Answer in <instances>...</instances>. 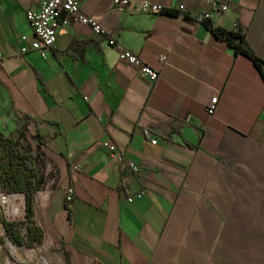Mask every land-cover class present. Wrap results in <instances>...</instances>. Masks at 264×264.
I'll list each match as a JSON object with an SVG mask.
<instances>
[{
  "label": "crops",
  "instance_id": "1",
  "mask_svg": "<svg viewBox=\"0 0 264 264\" xmlns=\"http://www.w3.org/2000/svg\"><path fill=\"white\" fill-rule=\"evenodd\" d=\"M141 1L81 0L106 33L70 20L42 58L24 17L38 0H0V129L38 136L42 232L32 245L3 239L0 264H221L200 257L207 250L227 251L224 264H264V79L195 18L208 11L211 25L243 32L264 61V0H217L221 12L207 0H147L156 13ZM108 38L158 69L155 83ZM105 140L138 166L133 181ZM212 233L215 247L202 249Z\"/></svg>",
  "mask_w": 264,
  "mask_h": 264
},
{
  "label": "trees",
  "instance_id": "2",
  "mask_svg": "<svg viewBox=\"0 0 264 264\" xmlns=\"http://www.w3.org/2000/svg\"><path fill=\"white\" fill-rule=\"evenodd\" d=\"M163 11L176 13L174 9ZM204 21L209 30L224 39L235 53L250 59L264 79L260 71L264 61L246 46L243 32L225 30ZM28 122L25 120V125ZM26 130V127L21 128L17 136H12L0 129V242L7 239L13 244L32 245L38 243L42 235L33 210L34 195L41 188V179L35 169L40 141L33 134L35 146L32 147L25 138Z\"/></svg>",
  "mask_w": 264,
  "mask_h": 264
},
{
  "label": "built area",
  "instance_id": "3",
  "mask_svg": "<svg viewBox=\"0 0 264 264\" xmlns=\"http://www.w3.org/2000/svg\"><path fill=\"white\" fill-rule=\"evenodd\" d=\"M80 1L81 0H38L35 7L25 9L24 17L34 36L30 47L36 50L42 58H44L47 51L53 48L57 30L60 27L66 26L70 20L88 26L94 33L102 35L106 33L105 29L102 28L92 16L85 14L81 10ZM110 1L112 6L117 9H125L128 4V0ZM207 1L210 8L216 12L224 11L227 8L224 2H218L217 0ZM139 11L156 13L160 11V7L147 0H142L140 2ZM195 18L199 21L208 20L209 12H197ZM107 43L116 49L119 60L136 66L138 71L151 82V85L160 77L158 69L147 65L136 53L123 47L113 38H108ZM22 50H24V48H22ZM158 60L162 64L166 61V56L162 54L159 56ZM216 102L217 95L215 94L203 105V111L208 117L213 115ZM150 143H155V138H152ZM103 145L118 167L122 166L133 174L138 173V166L133 161L126 158L112 142L105 140L103 141ZM140 195L141 191L138 190L134 194L125 196V199L130 202L133 197H139ZM72 197L73 190L71 187H68L65 190V201L71 202Z\"/></svg>",
  "mask_w": 264,
  "mask_h": 264
},
{
  "label": "rangeland",
  "instance_id": "4",
  "mask_svg": "<svg viewBox=\"0 0 264 264\" xmlns=\"http://www.w3.org/2000/svg\"><path fill=\"white\" fill-rule=\"evenodd\" d=\"M26 137H27V140L31 143L33 140H32V133H33V130L32 129H28L26 128ZM216 241V237L214 236V234H206L205 235V240L204 242H202L203 246L202 249H208L209 247L211 248H214L215 247V242ZM168 244V243H166ZM204 253V254H203ZM226 253V254H225ZM228 252L225 251V252H217L216 254H214V252H211L210 250H207V251H202V254L200 255V257H202L203 259L205 260H208V259H211V260H216L218 262H220L221 264H224L226 263L227 261V254ZM180 254H183L182 257H180L181 259H190L189 258V254H194L193 251H190V250H184V251H181ZM208 264V263H207Z\"/></svg>",
  "mask_w": 264,
  "mask_h": 264
},
{
  "label": "water",
  "instance_id": "5",
  "mask_svg": "<svg viewBox=\"0 0 264 264\" xmlns=\"http://www.w3.org/2000/svg\"><path fill=\"white\" fill-rule=\"evenodd\" d=\"M122 176L129 177L132 181L134 180L133 175L130 171L125 172Z\"/></svg>",
  "mask_w": 264,
  "mask_h": 264
}]
</instances>
